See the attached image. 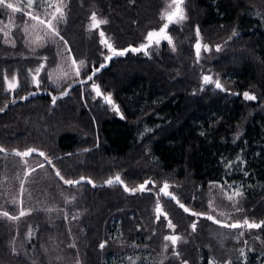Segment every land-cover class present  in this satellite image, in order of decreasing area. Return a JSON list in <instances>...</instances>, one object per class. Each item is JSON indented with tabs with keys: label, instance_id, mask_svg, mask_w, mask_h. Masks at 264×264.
Masks as SVG:
<instances>
[{
	"label": "trees",
	"instance_id": "1",
	"mask_svg": "<svg viewBox=\"0 0 264 264\" xmlns=\"http://www.w3.org/2000/svg\"><path fill=\"white\" fill-rule=\"evenodd\" d=\"M56 1L64 11L63 40L43 34L38 55L20 57V43L8 50L0 38V264H109L110 256L113 264H264V226L258 228L263 238L245 253L237 241L241 228L207 219L264 221V0H183L186 19L167 29L172 44L149 55H117L95 74L119 111L83 93L79 82L53 104L51 93L35 92L30 74L41 59V76L50 81L51 70L75 59L88 76L108 51L98 33L118 50L138 46L163 26L169 0ZM7 13L0 10L1 19ZM24 13L12 18L18 40L31 23ZM93 13L107 23L93 28ZM120 66L132 69L122 80ZM206 71L232 92L201 88ZM5 75L16 76L14 92ZM78 80L67 79L61 91ZM30 148L37 152L29 157L15 153ZM57 170L65 179H86L66 185ZM116 174L130 189L150 183L135 193L106 186ZM165 182L189 212L160 193ZM236 190L243 214L227 198ZM157 202L174 230L163 215L156 219ZM21 209L30 214L2 215L18 216ZM170 232L182 237L177 248L164 239Z\"/></svg>",
	"mask_w": 264,
	"mask_h": 264
},
{
	"label": "snow or ice",
	"instance_id": "2",
	"mask_svg": "<svg viewBox=\"0 0 264 264\" xmlns=\"http://www.w3.org/2000/svg\"><path fill=\"white\" fill-rule=\"evenodd\" d=\"M34 4H36L37 7L47 6L49 8H54V11L50 13L51 18L47 19V20L41 19L40 15L33 14L32 11H26L24 14L29 16L31 20L37 21L39 25L44 26L45 29H46V32L48 34H50L51 37H60V39L63 40V37L60 36L59 30H58L59 22L64 19L63 8L61 6H59L58 4H53L52 0H27L26 7L28 9H31ZM182 5H183V0H171V3H169L167 5V7L164 9V11L161 13V17L160 18H161V20L165 21V23L159 29V31L158 32L149 31L147 36H146L147 43L146 44H141L139 48H133V49H130V50L134 51V52L144 51L145 54L147 55L148 54L147 53V49L149 47H151L152 44H157L158 45L161 42V40H167V42L169 44H172L173 41H172L171 37L166 34V30L168 29L170 24L179 23V22H181V21L186 19V16L184 14ZM0 9L11 10L12 13H18V12L22 11V9L20 7L16 6L12 2H9V0H0ZM91 20L93 22V24H92L93 28H99V26L101 24L107 23V21H105V20H98L95 13L92 14ZM99 34H100V36L102 38L104 37V32L103 31H101ZM6 35H7V33H6ZM197 36H199V29H197ZM65 43H67V42L65 41ZM101 43L105 44L106 47L108 48V50L112 54L110 56L105 57L106 60H110L112 58V56H114V55H121L122 56L127 51H129V49H124V50H116V49H114L112 47V45L107 42L106 39H102ZM12 46L15 47V42L14 41L12 42ZM38 46L39 47H43L44 45L38 43ZM203 47H204L205 51L210 50L208 45H204ZM195 48H196V56L199 59L200 50H201V44H200L199 41L196 43ZM216 48H217V50H219L220 46L217 45ZM33 51H35V49H33ZM72 64H73V66H75V75L77 77H79L80 76V72H81V68L83 67V62H80V66H76V60L73 59L72 60ZM103 66L104 65H101V67H103ZM42 68H43V65H41L40 68H37L35 70V74L33 75V81L35 82L37 87L39 86V80L37 79V76L39 75V73H40ZM96 71H98V69ZM94 75H95V71L93 72L92 75H89L87 77V80L91 81ZM16 80H17L16 76H13L11 80L8 79L7 75L4 76V82L6 83L7 88H8L9 91H13L17 87ZM203 81H204L205 84L215 83L216 88H221L222 87V85H221L219 80L213 81L212 77L208 76V75H205L203 77ZM80 82L81 83H86L87 81H80ZM69 87H71V86H69ZM92 87L96 91L97 96L102 95L98 85L93 83ZM62 95H67V92L66 91L63 92ZM243 95H244L245 99H248V100L256 99V97L254 95H251L249 92H244ZM104 98H105L106 102L112 103L110 95L106 96ZM56 99H58V97H56V96L52 97V103L53 104H55ZM4 151H5V149L0 147V153H2ZM36 151H37L36 149L30 148L27 151L17 152L16 154L26 157V156H29L33 152H36ZM39 155L40 156H45V153L39 152ZM45 158L47 159V157H45ZM48 162L51 163V160H48ZM227 166L230 168L231 164L229 163ZM56 175L60 178V180H62L64 182V184L70 185V186L79 185L81 182L85 181V179H86L83 176H81L79 178V180L65 179L64 176L61 175L59 170L56 171ZM87 182L89 184L93 183L91 179H88ZM114 183H118V184L123 185L125 191H129V192L135 193L138 190L139 191H144L146 189V186L150 183V181H145L143 184L139 185L138 188H131V189L128 188L127 185H124V182L121 179L119 174H116L114 177H109L105 181V184H107L109 186L113 185ZM93 186H95V185H93ZM220 187L223 188L222 185ZM228 187H232V186L228 185ZM168 188H169V185H168L167 182H165L163 184V187L160 189V191L163 192L165 195H169V193L166 191ZM21 190L22 191L24 190L23 183L21 184ZM233 195L239 196V195H241V193L238 190H236L233 193ZM233 195H228L227 196L228 200L232 201L233 200ZM171 198L173 200H176L175 196H172ZM177 203H179L178 200H177ZM179 206L181 208H183L185 212H189L190 211V209L185 207L184 204H182V203H179ZM209 206L211 207V204ZM237 210H239V209H237ZM155 211L157 213V216H156L157 220L160 219L161 215H163L164 218L167 219V214L163 212L159 202H157V206H156ZM213 211H215V209H213ZM29 214H30V211H25L23 209L20 210L18 216H9V213L7 211H4L2 213V215L4 217H7V218H9L11 220H19L21 217H24V216L29 215ZM191 215L199 216V215H203V214L202 213L191 212ZM220 215L223 216L224 213H220ZM65 219H67V215H65ZM207 219L213 221L214 223L221 224L223 227H230V228H244V227H247L249 229H252V228H260V227L264 226V221H262L261 223H255V222H250L247 218H245L242 223L241 222H236V223H231V224L222 223L221 220L216 219V217H214L213 215H208ZM167 226L170 229H173V230L175 229V225L172 223V221L170 219H167ZM195 228H196V224L193 223L192 224L193 231L195 230ZM241 235H243V233H241ZM164 239L166 241H170L172 246H175L177 244V242L181 239V237L178 236V235H167V236L164 237ZM71 246L75 247V245H71ZM104 246L105 245L103 243L100 245L101 248H103ZM167 247H168V245H165V248H167ZM173 254L176 255L177 257H179V253L178 252L174 251ZM129 259L131 260V258H129ZM137 259H139V258H137ZM131 264H135V261H131ZM185 264H186V262H185ZM209 264H212V262L209 261Z\"/></svg>",
	"mask_w": 264,
	"mask_h": 264
},
{
	"label": "rangeland",
	"instance_id": "3",
	"mask_svg": "<svg viewBox=\"0 0 264 264\" xmlns=\"http://www.w3.org/2000/svg\"><path fill=\"white\" fill-rule=\"evenodd\" d=\"M26 1V3H27V0H25ZM24 0H9V2H12V3H14L16 6H18V7H20L21 9H22V11L23 12H26V11H32L33 12V14H38V15H40V17H41V19H45V20H47V19H50L51 18V16H50V13L51 12H53L54 11V8H49V7H47V6H44V7H41L40 9H38V8H35L34 10H36V11H34L33 10V7L31 8V9H28L27 7H26V3H24L25 2ZM169 3H171V0H169L168 1V4ZM54 4H58L59 6H61L62 7V4H61V1H56V2H54ZM167 4V5H168ZM167 7V6H166ZM0 10H2V11H4V10H6V9H0ZM183 11H184V8H183ZM15 14H17V13H12V11L11 10H8V13H7V15H6V18H2L1 19V17H0V38H2V44H3V48L4 47H9L8 48V50H11V49H13V50H16V48L18 47V45H16L17 43H20V46L19 47H21V49H20V51L18 52L19 53V56L20 57H33V56H37L38 55V52H37V50H38V48H39V46H38V43L39 44H42L43 43V41H44V35L45 34H48L47 32H46V29H45V27L44 26H42V25H39L38 24V22L37 21H34V20H31V23H30V26H26V23H25V25H24V28H23V30H24V32L25 33H22L23 35H24V38L22 39V41L20 40V38H21V36L20 35H22V34H18L19 36V40L16 38V33H13L12 32V27L14 26V23H12V18H13V16L15 15ZM98 19V18H97ZM99 20V19H98ZM92 24H93V22H92ZM153 31H156V32H158L159 31V29L158 30H153ZM46 32V33H45ZM6 33H7V35H6ZM44 34V35H43ZM166 34L168 35V36H170V34L166 31ZM98 35H99V33H98ZM147 36V35H146ZM171 37V36H170ZM145 39H146V37H145ZM171 39H172V37H171ZM15 42V47H13L12 46V42ZM145 42H146V40H144ZM144 41H142L141 43H139V45L138 46H133V47H128V48H126V49H129V51H127L125 54H127L128 52H132V55H136V54H138V52H134V51H131L130 49H133V48H139V46L142 44V43H144ZM165 43H168L167 42V40H161V42L157 45V44H154V46L152 47L154 50H159V48H162V47H164V45H165ZM106 46V45H105ZM152 48L150 49V52H149V54H151V50H152ZM33 49H35V51H33ZM115 49V48H114ZM116 50H118V49H116ZM153 51V50H152ZM110 55H112L111 54V52L108 50L107 52H106V54H105V56L103 55V57H102V59H101V56H100V59H99V64L95 67L94 66V64L92 65V69H94V71H95V74L98 72V71H96L97 69L98 70H101V69H103L104 67H106V66H109L110 64H111V59L112 58H114V57H117V55H114V56H112V58L110 59V60H106L105 59V57H107V56H110ZM42 58L44 57H46V56H44V55H40ZM36 58H38V57H36ZM43 61L40 59L39 61H38V66H36L35 68H34V70H32V75L30 74V78H31V81L32 82H34L33 81V75L35 74V70L37 69V68H40V66L41 65H43V63H42ZM47 63V62H46ZM101 65H104L103 67H101ZM44 66H45V63H44ZM76 66H80L78 63H76ZM132 69L131 68H128V67H126V66H124L123 68L120 66V70H119V72H118V74H119V79L120 80H122V79H124L125 78V76H126V74L128 73V72H130ZM52 71V73H51V79H50V81H46V80H44V78L41 76V74L44 72V69L43 70H41L40 71V75L38 76V80H39V86L37 87L36 86V84H34V87L36 88L35 89V92H38V93H40V92H45V93H47V92H49V93H51V95H52V97L54 96V95H56L57 93H60V92H62L61 91V88H62V85H63V83L67 80V79H72L73 77H77L76 75H75V66H73V64H72V61H71V59L69 60L68 59V61L66 62V63H61L58 67H57V69H55V70H51ZM81 73V72H80ZM93 73H91V74H89V75H92ZM88 75V76H89ZM205 75H208V76H211L212 77V80L213 81H216V80H219L220 81V83H221V85H222V87L221 88H216V86H215V83H208V84H205L204 83V81H203V77L205 76ZM49 76H50V73H49ZM88 76H86V77H83V75L82 74H80V76L78 77L79 78V83H81L80 81H87L86 83H81V91L83 92V93H85V92H87V91H90L91 93H92V97L93 96H95V94H96V91L93 89V87H92V85H93V83H95L96 85H98L99 86V84L98 83H96V81H95V75L93 76V78H92V80L91 81H88L87 80V77ZM42 77V78H41ZM72 77V78H71ZM9 80H11L12 78H8ZM69 84H71V83H69ZM68 84V85H69ZM67 85V86H68ZM207 85H213L216 89H220V90H223V91H226V92H232L231 90H229L228 88H226L225 87V84H224V81L222 80V78H219V77H217V76H215V75H213L210 71H206V72H203L202 74H201V88H204L205 86H207ZM99 88H100V86H99ZM16 89V88H15ZM104 91H105V89L104 88H102ZM51 92H50V91ZM58 90V91H57ZM100 90H101V88H100ZM64 91V90H63ZM102 91V90H101ZM14 92V91H13ZM12 92V93H13ZM104 93H107V94H111L112 95V92H110V91H107V92H104ZM233 94H238V95H241V92H239V91H235V92H233ZM20 97H22V96H19L18 98H20ZM112 97H113V95H112ZM17 97H15V99H16ZM114 98V97H113ZM14 99V100H15ZM100 100V102H102V99H101V97L100 98H98V101ZM115 100V99H114ZM115 102L117 103V101L115 100ZM103 104V103H102ZM107 105V104H106ZM110 106V109H113V107L111 106V105H109ZM114 110V109H113ZM103 113H104V111H103ZM103 113H102V115H103ZM161 189V188H160ZM169 189V188H168ZM170 190V189H169ZM171 192V191H170ZM172 193V192H171ZM227 195H233V193H228L227 192ZM233 198H234V200H232V201H230V204L232 205V208H234L235 210H236V212H238V213H241L242 212V214H243V209H242V207H241V205H240V203H241V198L242 197H240V196H235V195H233ZM160 203V202H159ZM161 208H162V203H161ZM237 209H239V210H237ZM216 219H219V218H216ZM245 219V218H244ZM244 219H242V221L244 220ZM220 220V219H219ZM235 221H233V223H234ZM223 223V222H222ZM221 225V224H220ZM172 233H174V232H170V233H168V234H166V236L167 235H169V234H172ZM241 233H243V235H241ZM176 234H179V233H176ZM239 237H237V241L238 242H241V243H243L242 244V249H243V251L245 252V253H247V249H246V247L248 248V249H250V248H252V247H254V246H256L257 245V243L259 242L258 240H257V238L256 237H259V238H263V237H260L259 236V234H258V228H252V229H249V228H247V227H244L243 228V230H242V228L239 230ZM180 235V234H179ZM181 236V235H180ZM181 239H182V237H181ZM180 239V240H181ZM169 243H170V241H168ZM171 244V243H170ZM112 256H110L109 258H108V261H109V264H113L112 263V258H111ZM243 256H240L239 255V259L240 258H242ZM242 264H248V262L246 261V260H239ZM183 264H185V263H183ZM187 264V263H186ZM229 264H231L230 262H229Z\"/></svg>",
	"mask_w": 264,
	"mask_h": 264
},
{
	"label": "water",
	"instance_id": "4",
	"mask_svg": "<svg viewBox=\"0 0 264 264\" xmlns=\"http://www.w3.org/2000/svg\"><path fill=\"white\" fill-rule=\"evenodd\" d=\"M182 7H183V5H182ZM167 31V30H166ZM102 39H106L107 40V42H108V39L106 38V36L104 35V37L102 38ZM109 43V42H108ZM147 43V41L146 42H144V43H142V44H146ZM109 44H111L112 45V43H109ZM154 46V44H152V46L151 47H149L148 49H147V55H149V52H150V49L152 48ZM140 47V46H139ZM144 52V51H143ZM145 53V52H144ZM146 55V54H145ZM41 70H43V68L41 69ZM39 75H40V73H39ZM38 75V76H39ZM38 76H37V78H38ZM79 81H77V82H74V83H71L70 85H68V87L63 91V92H67V95H62V93L63 92H60V93H57L55 96L56 97H58V99H56V101L57 100H59V99H62V98H64V97H66V96H68V94L70 93V91H71V89L78 83ZM34 84H35V82H34ZM69 86H71V87H69ZM100 89V88H99ZM101 91V90H100ZM101 93L103 94V92L101 91ZM97 95V94H96ZM111 96V100H112V103H108V102H106V100H105V98H103V100H102V103L103 104H109V105H112L117 111H119V106H118V104L115 102V100H114V98L112 97V95L111 94H104L103 96L104 97H106V96ZM238 95V94H237ZM120 113V112H119ZM28 150V149H27ZM27 150H24V151H27ZM23 151V152H24ZM18 152V150L17 149H15V153H17ZM37 152V151H36ZM33 153H35V152H33ZM32 155V154H31ZM31 155H29V156H31ZM29 156H26V157H29ZM121 177V176H120ZM122 179V178H121ZM124 182V181H123ZM104 184H105V182H104ZM106 186H109V185H107V184H105ZM113 185H121V184H118V183H114ZM124 185H126L125 184V182H124ZM123 186V185H122ZM124 187V186H123ZM163 187V185L161 186V188ZM129 188V187H128ZM168 193H169V195H165L163 192H161L160 191V193L161 194H163L166 198H168V199H172L171 197L172 196H175L173 193H171L170 192V190L169 189H167L166 190ZM176 197V196H175ZM173 200V199H172ZM177 197H176V200H174L175 202H177ZM160 204V206H161V203H159ZM169 235H178V236H180L179 234H176V233H172V234H169ZM181 237V236H180ZM180 243V240L177 242V244L175 245V246H173L174 248H177L178 247V244Z\"/></svg>",
	"mask_w": 264,
	"mask_h": 264
},
{
	"label": "flooded vegetation",
	"instance_id": "5",
	"mask_svg": "<svg viewBox=\"0 0 264 264\" xmlns=\"http://www.w3.org/2000/svg\"><path fill=\"white\" fill-rule=\"evenodd\" d=\"M16 82H17V81H16ZM67 87H68V86H67ZM67 87H66V88H67ZM103 95H104V93H103L102 95H100V96H97V95L95 94V97H96V98H100V97H101V99L103 100V98H104ZM105 95H106V94H105ZM12 97H14V94L12 95ZM107 105H109V104H107ZM111 106H112V105H111ZM112 107H113V106H112ZM113 109H115V108L113 107ZM115 110H116V109H115Z\"/></svg>",
	"mask_w": 264,
	"mask_h": 264
},
{
	"label": "bare ground",
	"instance_id": "6",
	"mask_svg": "<svg viewBox=\"0 0 264 264\" xmlns=\"http://www.w3.org/2000/svg\"><path fill=\"white\" fill-rule=\"evenodd\" d=\"M13 95V94H12ZM55 96V95H54ZM56 103V102H55Z\"/></svg>",
	"mask_w": 264,
	"mask_h": 264
}]
</instances>
